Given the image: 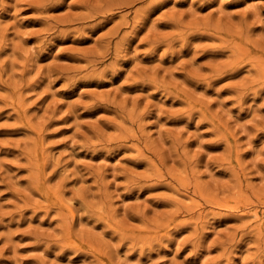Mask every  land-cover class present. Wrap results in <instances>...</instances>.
Listing matches in <instances>:
<instances>
[{"label": "rangeland", "instance_id": "obj_1", "mask_svg": "<svg viewBox=\"0 0 264 264\" xmlns=\"http://www.w3.org/2000/svg\"><path fill=\"white\" fill-rule=\"evenodd\" d=\"M264 0H0V264H264Z\"/></svg>", "mask_w": 264, "mask_h": 264}, {"label": "bare ground", "instance_id": "obj_2", "mask_svg": "<svg viewBox=\"0 0 264 264\" xmlns=\"http://www.w3.org/2000/svg\"><path fill=\"white\" fill-rule=\"evenodd\" d=\"M264 78V77H263Z\"/></svg>", "mask_w": 264, "mask_h": 264}]
</instances>
